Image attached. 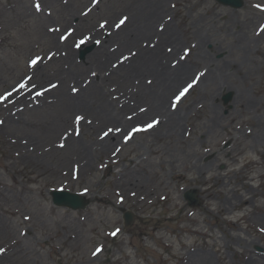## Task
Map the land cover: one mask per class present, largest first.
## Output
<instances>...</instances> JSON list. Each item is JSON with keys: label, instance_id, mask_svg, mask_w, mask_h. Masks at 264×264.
Listing matches in <instances>:
<instances>
[{"label": "rangeland", "instance_id": "1", "mask_svg": "<svg viewBox=\"0 0 264 264\" xmlns=\"http://www.w3.org/2000/svg\"><path fill=\"white\" fill-rule=\"evenodd\" d=\"M132 1L61 3L86 14L90 27ZM61 3L0 0V264H264V139L256 135L264 129V0L240 8L166 0L184 61L199 76L178 105L187 113L181 133L148 129L102 149L97 134L78 132L79 143L94 145L79 170L74 148L55 134L63 111L56 89L15 108L17 92L42 94L58 78L48 33L78 22L66 21ZM80 44L83 61L94 42ZM190 188L197 205L184 198ZM54 189L84 193L88 205L57 206ZM127 210L135 214L129 226Z\"/></svg>", "mask_w": 264, "mask_h": 264}, {"label": "bare ground", "instance_id": "2", "mask_svg": "<svg viewBox=\"0 0 264 264\" xmlns=\"http://www.w3.org/2000/svg\"><path fill=\"white\" fill-rule=\"evenodd\" d=\"M61 4L66 21L71 22L77 16L78 22L65 30L52 28L48 33L52 57L58 64L54 76L58 78L42 94L34 90L17 92L15 97L20 103L15 108L25 102H36L56 89L52 94L60 98L63 111L55 134L74 148L78 170L91 162L94 145L108 149L125 136L148 130L150 123L155 122L150 129L156 130L161 138L179 135L187 113L178 105L188 92L178 101L176 98L189 85L193 88L199 76L184 61L187 51L169 24L166 0H133L121 16L115 14L90 27H83L88 19L86 14L70 3ZM121 20L125 22L117 27ZM207 39L206 35H200V44ZM82 41L94 42V48L80 61L76 49ZM201 54L212 60L211 51L203 48ZM211 72L217 70L212 68ZM50 76L45 74L38 80ZM210 78L217 77L211 73ZM219 78L220 86L230 89L222 75ZM238 94L236 91L234 95L236 102ZM218 108L214 123L219 120ZM77 117L82 119L77 122ZM83 131L98 135L94 145L79 143L77 133ZM256 135L259 140L264 139V129H259Z\"/></svg>", "mask_w": 264, "mask_h": 264}, {"label": "water", "instance_id": "3", "mask_svg": "<svg viewBox=\"0 0 264 264\" xmlns=\"http://www.w3.org/2000/svg\"><path fill=\"white\" fill-rule=\"evenodd\" d=\"M218 2L229 5L234 8H240L244 4V0H217ZM85 52H82L84 55ZM231 94H227L226 99L230 98ZM197 190L190 188L184 193V198L190 205H197L199 200L197 198ZM51 196L53 203L57 206L67 207L74 210L84 209L88 205V200L83 193L72 192L66 189H54L51 190ZM124 220L126 226L131 225L135 220V214L133 211L127 210L124 213Z\"/></svg>", "mask_w": 264, "mask_h": 264}, {"label": "snow or ice", "instance_id": "4", "mask_svg": "<svg viewBox=\"0 0 264 264\" xmlns=\"http://www.w3.org/2000/svg\"><path fill=\"white\" fill-rule=\"evenodd\" d=\"M125 19H126V18H125ZM124 22H125L124 20H121V21L119 22V24L117 25V27H119L120 25H122ZM81 43H83V41H82ZM32 63H33V64H36L37 61L34 60V61H32ZM21 87H23V85H21ZM189 87H191V85H189ZM187 90H188V89L185 88L184 91H182V92L180 93V96H177V98H176L177 101L180 99L181 96H183V95L185 94V92H187ZM8 95L10 96L11 93H9ZM38 95H39V93H38ZM0 99H5V97H0ZM76 119H77V122H79V120H81L82 117H77ZM154 123H155V122H154ZM154 123H150V124H148L147 127H148L149 129L152 128V127L154 126ZM109 131H112V130L109 129ZM107 134H108V133L106 132L105 135H107ZM113 235H115V233H113ZM2 251H3V249H0V252H2Z\"/></svg>", "mask_w": 264, "mask_h": 264}]
</instances>
